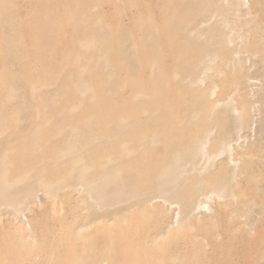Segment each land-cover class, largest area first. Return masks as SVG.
<instances>
[{
  "label": "rangeland",
  "instance_id": "rangeland-1",
  "mask_svg": "<svg viewBox=\"0 0 264 264\" xmlns=\"http://www.w3.org/2000/svg\"><path fill=\"white\" fill-rule=\"evenodd\" d=\"M0 264H264V0H0Z\"/></svg>",
  "mask_w": 264,
  "mask_h": 264
},
{
  "label": "bare ground",
  "instance_id": "bare-ground-1",
  "mask_svg": "<svg viewBox=\"0 0 264 264\" xmlns=\"http://www.w3.org/2000/svg\"><path fill=\"white\" fill-rule=\"evenodd\" d=\"M144 139H145V136H138L137 139H136L135 141H133V142H134V144H137V143H138V144H139V143L141 144V143L143 142ZM155 141H156V140H154V138H152V139L150 138V143H151V144L154 143ZM124 142H125V141H123V143H124ZM202 142H203V140H200V139H198V140L195 142V146L193 147L194 150L191 148V150H193V154H195L196 152H199L200 150H202V148H203L202 145L204 144V143H202ZM121 143H122V142H121ZM121 143H120V145H121ZM143 143H144V142H143ZM220 143H221L220 147L223 145V149L225 148V146H227L228 148H229V146L231 147V145L229 144V141L226 142V140H224V139H222V142H220ZM126 144H127V142H126ZM228 145H229V146H228ZM123 146H124V145H123ZM124 149H125V148H124ZM121 150H122V149H121ZM189 150H190V149H189ZM220 150H221V149H220ZM224 150H225V149H224ZM1 151H2V150H1ZM124 151H126V149L123 150L122 152H124ZM128 151H129V150H128ZM122 152H120V153L123 154ZM179 152H180V151H179ZM185 152H186V151H185ZM200 152H201V151H200ZM218 152H221V151H218ZM125 153H126V152H125ZM173 153H174V152H173ZM182 153H183V152H182ZM126 154H127V153H126ZM126 154H125V155H126ZM179 154H180V153H179ZM179 154H178V153L174 154L175 156H174V157L172 156V157H173V160H172L173 162H172V163L170 162L168 165H165L164 167H162L163 169L160 170V173H159V175H158V177H157V179H156V182H155V183H156V185H155L156 187H155V186H154V187L156 188V189H155L156 192L158 191L161 195H163V196H167V200H169L171 197L174 198V196H175V192H177V191H176V190H177L176 187H177V188L179 187V186H177L178 184H176V183H178L177 180H180L179 178H181L180 176H182V175H181V174H182V170H180V168H179L180 165L178 166V164H177V163H178V160H179V157H180ZM197 154H198V153H197ZM195 155H196V154H195ZM182 157L184 158V156H182ZM183 158H181V159H183ZM181 159H180V161H181ZM181 165H182V164H181ZM180 167H181V166H180ZM182 168H183V166H182ZM182 168H181V169H182ZM84 170H85V169H84ZM84 170H83V172H85ZM73 171H74V170H73ZM73 171H72V172H73ZM79 171H80V170H79ZM112 171H113V169H112ZM108 172H109V171H108ZM115 173H116V172H115ZM118 173H119V171H118ZM81 175H82V174H81ZM107 175H108V174H106V176H107ZM110 175H113L112 172L110 173ZM110 175H108V177H109ZM114 175L117 176L116 174H114ZM118 175H119V177H120V174H118ZM103 176H104V175H103ZM82 177H83V176H82ZM108 177H107V178H108ZM110 177H111V178H110L109 180H108L106 177H104V178H106V179L108 180V183H109V184H110V182L113 183L111 179H113V181L116 182V180H117L116 178H117V177H113V176H110ZM119 177H118V178H119ZM79 178H80V177H79ZM100 178H101V177H100ZM114 178H115V180H114ZM97 179H98V178H97ZM102 179H103V177H102ZM106 179H105V183L103 184V182H102L101 184H102V189H105V188H103V187H105V184H106V190H107V188H111L112 185L109 186L108 183L106 182ZM119 179H120V178H119ZM119 179H118V181H119ZM182 179H183V178H182ZM99 180H100V179H99ZM99 180H97V181H99ZM103 180H104V179H103ZM120 180H121V179H120ZM92 181H93V180H92ZM100 181H102V180H100ZM109 181H110V182H109ZM118 181H117V183H118ZM13 182H14V181H13ZM83 182H84V181H83ZM120 182H121V181H120ZM85 183H86V182H85ZM12 184H13V183H12ZM12 184H11V185H12ZM95 184H96V183H95ZM98 184H100V183H97L95 186H97ZM7 185H8V184H7ZM85 185L88 186L87 184H85ZM107 185H108L109 187H108ZM116 185H117V184H116ZM153 185H154V183H153ZM153 185H152L151 187H153ZM100 186H101V185H100ZM100 186H99V187H100ZM114 186H115V185H114ZM117 186L119 187V184H118ZM120 186H121V185H120ZM216 186H217V185H216ZM218 186H219V185H218ZM222 186H224V185H222ZM222 186H219V187H218V188H220L219 190H221V187H222ZM4 187H5V186H4ZM93 187H94V186H93ZM99 187H98V188H99ZM118 187H115V188H117V190H118ZM122 187H124V186L122 185ZM151 187H150V188H151ZM87 188H88V187H87ZM89 188H92V187H89ZM89 188H88V190H90ZM100 188H101V187H100ZM125 188H126V187H125ZM223 188H224V187H223ZM223 188H222V189H223ZM96 189H97V187H96ZM102 189H101V190H102ZM112 189H113V186H112ZM112 189H111V190H112ZM216 189H217V188H215V190H216ZM12 190H13V189H12ZM91 190H93V192H94L95 187H94V189L92 188ZM97 190L100 191L101 194H99V192H94V194H95V193H96V195L99 194V196L102 195V192H103V193L106 192V191H102V192H101V190H99V189H97ZM109 190H110V189H109ZM111 190H110V191H111ZM114 190L117 191L116 189H114ZM121 190L124 191L123 189H121V188L119 187V190H118L119 192L117 191V193H114V192H115V191H114L113 194H114V195H115V194H116V195H118V194H123L122 192L120 193ZM125 190H127V188H126ZM136 190H137V189H136ZM174 190H175V192H174ZM178 190H179V189H178ZM95 191H96V190H95ZM134 191H135V190H134ZM141 191H142V190H141ZM151 191H152V190H151ZM216 191L218 192V189H217ZM216 191H215V192H216ZM91 192H92V191H91ZM93 192H92L91 194H93ZM107 192H109V191L107 190ZM107 192H106V194H108ZM130 192H131V191H130ZM135 192H136V191H135ZM135 192H134V193L132 192V193H133L134 195H136ZM222 192H223V190H222ZM10 193H11V192H10ZM14 193H15V192H14ZM124 193H125V191H124ZM127 193H129V191H128ZM127 193H126V194H127ZM140 193H141V192L139 191L138 194H140ZM144 193H145V191L143 192V194H144ZM219 193H220V192H219ZM106 194H105V195H106ZM109 194H110V195H109ZM109 194H108V196H111V195H112V193H110V192H109ZM126 194H125V195H126ZM133 194L130 195V196H131V199H135L134 196H133ZM176 194H178V193H176ZM179 194H180V193H179ZM105 195H104V196H105ZM114 195L111 196L110 199H112V198H114V197H116V199L114 198L115 200H119V201H120V199H122V197H121L122 195H118V196H116V195L114 196ZM125 195H124V196H125ZM127 195H129V194H127ZM127 195H126V196H127ZM145 195H146V194H145ZM145 195H143V196H145ZM147 195H148V194H147ZM161 195H160V196H161ZM108 196L106 195V197H108ZM119 196H120V197H119ZM126 196H125V198H126ZM130 196H129V197H130ZM141 196H142V194L140 195V197H141ZM143 196H142V197H143ZM158 196H159V195H158ZM181 196H182V198H183V195H181ZM181 196H180V197H181ZM96 197L98 198V196H96ZM106 197H105V198H102L103 201H104V203H105V201L107 202V200L109 201V199H106ZM117 197H119L120 199L117 198ZM135 197H136V196H135ZM138 197H139V196H138ZM138 197H136V198H138ZM184 197H185V195H184ZM186 197H188V196H186ZM6 198H7V197H6ZM10 198H12V197H10ZM108 198H109V197H108ZM123 198H124V197H123ZM164 198H165V197H164ZM168 198H169V199H168ZM189 198L192 199L190 196H189ZM253 198H254V197H253ZM100 199H101V197H100ZM100 199H99V200H100ZM114 199H113V200H114ZM174 199H176V198H174ZM174 199H172V200H174ZM6 200H7V199H6ZM9 200H10V199H9ZM113 200H111V201H113ZM179 200H180V199H179ZM249 200H250V199H249ZM249 200H248V201H249ZM3 201H4V200H3ZM10 201H11V200H10ZM103 201H102V202H103ZM174 201H176V200H174ZM189 201H190V200H189ZM239 201H240V200H239ZM6 202H7V201H6ZM171 202H172V201H171ZM176 202H177V201H176ZM179 202H180V201H179ZM179 202H178V203H179ZM187 202H188V201H187ZM246 202H247V201H246ZM11 203H12V202H11ZM190 203H191V202H190ZM241 203H242V201H241ZM241 203H240V205H241ZM252 203H253V200H252L251 204H252ZM254 203H255V202H254ZM251 204H250V205H251ZM179 205H180V203H179ZM201 205H202V204H201ZM205 205H206V204H205ZM237 205H238V204H237ZM244 205H245V203H244ZM248 205H249V203H248ZM255 205H256V204H254V206H255ZM181 206H182V205H181ZM195 206H196V204H195ZM252 206H253V205H252ZM252 206H251V207H252ZM198 207H199V206H198ZM184 210H185V209H184ZM242 212H243V211L241 210L240 213H242ZM241 215H242V214H241ZM185 218H186V217H185ZM176 225H177V224H176ZM166 231H167V230H166ZM164 234H166V233L164 232ZM156 236H157V235H156ZM161 236H162V235H161ZM154 237H155V236H154ZM174 259H175V258H174ZM174 263H175V262H174Z\"/></svg>",
  "mask_w": 264,
  "mask_h": 264
}]
</instances>
